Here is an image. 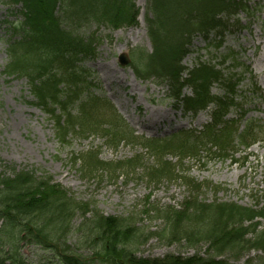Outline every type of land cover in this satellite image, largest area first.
I'll list each match as a JSON object with an SVG mask.
<instances>
[{
	"label": "trees",
	"instance_id": "obj_1",
	"mask_svg": "<svg viewBox=\"0 0 264 264\" xmlns=\"http://www.w3.org/2000/svg\"><path fill=\"white\" fill-rule=\"evenodd\" d=\"M0 1L18 9V20L8 25L3 74L26 80L32 105L47 116L58 144L65 147L70 138L98 135L114 149L121 144L141 147L153 161L145 167L141 164L145 157L136 155L104 162L97 150L90 149L69 159L81 179L98 184L104 179L117 181L121 174L130 176L140 167L148 185L179 183L187 194L177 208H151L150 214L162 221L163 228L148 233L138 226L135 216L102 217L89 209L90 203L77 202L50 177L4 166L0 173V249L6 245L4 238L12 248L0 252V264H25L17 251L22 240L47 249L53 256L47 264H230L251 250L264 254V226L260 224L264 213L201 199L202 192L216 195L219 187L195 181L182 168L186 157L200 162L199 153L204 152L207 158L227 159L251 145L254 126L246 124L239 132L225 118L229 108L235 107L232 98L240 79L234 73L223 74L224 64L231 59V69L236 70L240 67L236 56L228 53L221 62L214 56L199 58L191 70L181 65L195 34L207 40L210 34L219 36L215 44L208 43L218 52L228 18L248 9L245 0H147L144 22L151 51L134 50L129 64L132 72L139 80L165 86L170 104L185 114L194 116L213 106L210 122L202 131H181L165 139L135 136L105 99L92 94L93 74L81 66L95 56L98 44L90 26L117 30L135 25L138 10L133 0ZM213 85L220 86L225 95L213 96ZM186 88L190 96L184 94ZM173 153L179 154L178 164L166 160ZM78 214L82 224L76 233L82 234L79 246L92 251L88 258L78 255L77 248L65 246ZM153 236L159 243L184 244L195 253L188 258L172 254L138 258V248ZM46 240L53 244L47 246ZM226 255L229 258L222 260Z\"/></svg>",
	"mask_w": 264,
	"mask_h": 264
},
{
	"label": "rangeland",
	"instance_id": "obj_2",
	"mask_svg": "<svg viewBox=\"0 0 264 264\" xmlns=\"http://www.w3.org/2000/svg\"><path fill=\"white\" fill-rule=\"evenodd\" d=\"M133 3L138 9L136 25L119 30L96 24L90 26V32H96L99 41L95 56L81 64L95 75V80L91 79L95 88L90 91L93 95L107 99L137 137L164 139L177 131L201 130L209 122L208 113H200L196 117L185 115L167 100L165 87L153 81H141L127 66L118 64V56L122 54L132 58L136 49L146 53L151 51L144 24L147 0H133ZM249 5L252 11L248 15L242 13L238 17L239 22H229L236 27L230 28V33L224 36L223 46L218 53L212 52L213 47L197 39L192 48L193 55L184 60V65L191 67L195 59H208L211 56L221 62L226 54L234 53L240 67L231 69L232 60L229 59L224 64L223 74H236L240 84L232 98L235 107L229 108L225 118L235 123L239 130H242L245 122L253 123L256 127L255 144L247 152L227 159L207 158L201 152L200 162L186 157L182 168L195 181L219 187L216 195L213 191L202 192L201 199L209 202L217 199L264 213V26L260 25L264 22V0H251ZM17 10L10 8L6 1H0V173L5 166L13 168L15 172L27 170L34 171L36 176L46 175L55 185L68 191L77 202L90 203L89 209H95L102 217L135 216L142 230L158 232L163 228L162 221L153 218L150 209L177 208L186 199L185 189L179 183L148 185L142 178L140 167L130 176L121 174L117 181L104 179L98 184L82 180L69 159L72 154H81L90 149L97 150L104 162L121 161L136 155L145 157L141 162L145 167L153 161L141 147L121 144L114 149L98 135L85 139L73 137L65 147L60 146L47 116L32 105L26 80L10 79L3 74L7 63L6 41L10 38L8 24L18 20ZM245 66L249 67L250 75L244 72ZM252 82H256L255 89L251 86ZM211 93L217 97L225 95L224 90L217 85L212 87ZM242 115L245 116L243 121ZM148 126L150 130L144 128ZM174 154L177 153L166 158L172 165L179 162V154ZM81 224V214H78L71 223V233L65 238V246L73 250L78 248L77 253L88 258L92 256V251L79 246L82 234L76 233ZM261 225L264 226V220ZM4 240L6 245L1 247V254L12 248L9 240ZM48 244L53 243L46 240ZM94 247L99 248L98 245ZM17 251L25 264H47L53 257L41 245L23 240ZM205 251L203 247L201 253L205 254ZM194 253L195 250L184 244L168 246L159 243L153 236L138 248L136 255L138 258L160 259L168 254L188 258ZM227 257L224 256L222 260ZM262 262L264 254L257 250L243 253L236 262L229 261L230 264Z\"/></svg>",
	"mask_w": 264,
	"mask_h": 264
},
{
	"label": "water",
	"instance_id": "obj_3",
	"mask_svg": "<svg viewBox=\"0 0 264 264\" xmlns=\"http://www.w3.org/2000/svg\"><path fill=\"white\" fill-rule=\"evenodd\" d=\"M119 63L121 64V65H126L127 63H128V59L126 58V56L125 55H122V56H120L119 57Z\"/></svg>",
	"mask_w": 264,
	"mask_h": 264
},
{
	"label": "bare ground",
	"instance_id": "obj_4",
	"mask_svg": "<svg viewBox=\"0 0 264 264\" xmlns=\"http://www.w3.org/2000/svg\"><path fill=\"white\" fill-rule=\"evenodd\" d=\"M258 45H261V44H260V43H258ZM259 71H260V72H262V69H259ZM263 83H264V77H263ZM144 128H145L146 130H150V128H151V127H150V126H148V127H144Z\"/></svg>",
	"mask_w": 264,
	"mask_h": 264
}]
</instances>
